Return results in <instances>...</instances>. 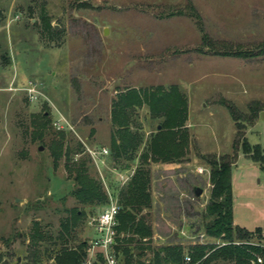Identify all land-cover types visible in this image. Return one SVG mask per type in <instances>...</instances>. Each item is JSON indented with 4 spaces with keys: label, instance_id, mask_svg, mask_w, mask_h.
I'll list each match as a JSON object with an SVG mask.
<instances>
[{
    "label": "rangeland",
    "instance_id": "rangeland-1",
    "mask_svg": "<svg viewBox=\"0 0 264 264\" xmlns=\"http://www.w3.org/2000/svg\"><path fill=\"white\" fill-rule=\"evenodd\" d=\"M172 84L188 98L189 139L179 159L150 162L152 201L141 211L153 228L149 243L224 241L203 226L215 156L233 161L234 221L264 227V166L243 145L264 142V0H0V264H47L45 247H56L73 207L83 216L67 244L88 245L98 213L120 201L137 167L101 152L109 148L117 91ZM135 116L145 138L161 121L147 106ZM61 131L74 149L54 162ZM81 162L101 201L73 194ZM35 222L45 235L38 245L30 239ZM251 240L264 243V233Z\"/></svg>",
    "mask_w": 264,
    "mask_h": 264
},
{
    "label": "trees",
    "instance_id": "trees-1",
    "mask_svg": "<svg viewBox=\"0 0 264 264\" xmlns=\"http://www.w3.org/2000/svg\"><path fill=\"white\" fill-rule=\"evenodd\" d=\"M40 17L44 30L49 34L56 30L44 8L40 12ZM234 54L242 57L252 55L248 51H235ZM144 106L148 107L149 116L161 118L154 133L150 131L147 138L143 124L135 116L138 109ZM227 107L236 121L239 133L237 107L230 101ZM260 109L256 112L258 113ZM188 115V98L176 84L169 87L156 85L148 88L133 86L117 91L116 98L113 99L111 110L113 129L110 132L108 155L116 164L120 163L123 167H130V164L137 161V167L129 183L118 192L121 209L114 248L119 264H185L186 255L191 258L189 264H264V243L261 240H251L254 237L261 239L264 227L248 229L234 223V193L231 177L233 161H229L227 155L217 158L215 156L209 160L213 164L211 178L214 186L205 208L206 220L203 223L206 234L223 238L224 241L197 242L188 246L177 242L159 246H152L149 243L153 228L148 223L146 214L141 211L150 207L152 201L150 162L151 160L175 161L185 153L189 139V132L185 126ZM59 135L57 146L52 150L54 162L61 153L67 155L74 149L65 145L64 132L61 131ZM243 145L245 151L253 149L252 159L264 166V157L261 155L264 154V151L262 152L264 149L261 144L252 145L246 141ZM67 167L70 168L68 165ZM76 171L75 179L79 186L72 191L75 197L82 203L101 201L103 194L100 186L88 176L84 162L77 164ZM69 215L60 222L59 232L55 237L60 241H55L56 247H45V251L48 252L47 264H82L87 256L86 240L73 247L67 244L70 237L74 238L73 227L82 218L83 212L73 207ZM39 226L40 224L35 222L30 235V239L36 245L45 236ZM49 237L53 236L49 235ZM34 250L35 259L41 260V255L36 253L37 249ZM147 252L150 253L149 257H146ZM98 262L103 263L100 253L94 264Z\"/></svg>",
    "mask_w": 264,
    "mask_h": 264
},
{
    "label": "built area",
    "instance_id": "built-area-1",
    "mask_svg": "<svg viewBox=\"0 0 264 264\" xmlns=\"http://www.w3.org/2000/svg\"><path fill=\"white\" fill-rule=\"evenodd\" d=\"M93 157L97 156V151L88 149ZM102 153H108L107 147H102ZM121 209L120 202L112 200L107 203L93 222L95 235L89 240L87 256L82 264H94L97 261L98 253L102 257V262L106 264H119L115 253L114 243L117 235L116 226L118 224V215ZM186 263L189 264L191 258L185 256ZM261 261V258H259Z\"/></svg>",
    "mask_w": 264,
    "mask_h": 264
},
{
    "label": "crops",
    "instance_id": "crops-1",
    "mask_svg": "<svg viewBox=\"0 0 264 264\" xmlns=\"http://www.w3.org/2000/svg\"><path fill=\"white\" fill-rule=\"evenodd\" d=\"M262 110V109H261ZM260 115V114H259ZM254 143H259V144H261V146L263 147V149H264V142L262 141V142H254ZM235 163V162H234ZM257 163V162H256ZM257 166H261V167H263L262 166V164H259V163H257ZM234 223H236V224H238L237 222H235L234 221ZM238 225H240V224H238ZM241 226H244V225H241ZM244 227H246V226H244ZM247 228V227H246ZM248 229H253V228H249L248 227Z\"/></svg>",
    "mask_w": 264,
    "mask_h": 264
},
{
    "label": "water",
    "instance_id": "water-1",
    "mask_svg": "<svg viewBox=\"0 0 264 264\" xmlns=\"http://www.w3.org/2000/svg\"><path fill=\"white\" fill-rule=\"evenodd\" d=\"M40 148H42V146H40ZM194 190L195 194L199 195L203 191V188L201 186H196Z\"/></svg>",
    "mask_w": 264,
    "mask_h": 264
}]
</instances>
